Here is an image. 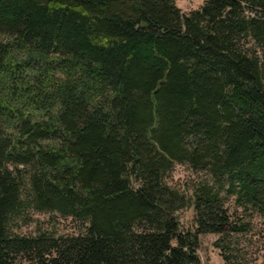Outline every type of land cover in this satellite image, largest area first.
Instances as JSON below:
<instances>
[{
  "label": "trees",
  "instance_id": "obj_1",
  "mask_svg": "<svg viewBox=\"0 0 264 264\" xmlns=\"http://www.w3.org/2000/svg\"><path fill=\"white\" fill-rule=\"evenodd\" d=\"M181 9L0 0V264H201V233L264 216V0ZM40 210L78 228L23 231Z\"/></svg>",
  "mask_w": 264,
  "mask_h": 264
},
{
  "label": "rangeland",
  "instance_id": "obj_2",
  "mask_svg": "<svg viewBox=\"0 0 264 264\" xmlns=\"http://www.w3.org/2000/svg\"><path fill=\"white\" fill-rule=\"evenodd\" d=\"M182 8L189 10L200 6L204 0H175ZM201 172H198L185 162H174L173 169L168 174L167 179L185 191L188 196L192 194L191 185L199 179ZM231 210L235 209L236 204L230 198L228 200ZM194 206L188 199L186 205L179 208L177 215L181 221V228L193 230L195 228ZM241 213L242 209L237 210L236 218L238 221L246 219L247 227L240 231H232L227 234L220 232L201 233L198 236V254L201 257V264H264V216L256 210L249 209ZM241 216V217H240ZM22 230L33 232L38 226L42 228L56 227L58 232H66L78 228V225L70 217L55 213L53 211H37L31 218H27ZM15 264H33L31 261H20Z\"/></svg>",
  "mask_w": 264,
  "mask_h": 264
}]
</instances>
